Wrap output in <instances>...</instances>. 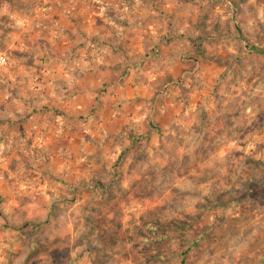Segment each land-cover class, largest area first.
<instances>
[{"label": "rangeland", "instance_id": "374dc122", "mask_svg": "<svg viewBox=\"0 0 264 264\" xmlns=\"http://www.w3.org/2000/svg\"><path fill=\"white\" fill-rule=\"evenodd\" d=\"M3 57L0 264H264V0H0Z\"/></svg>", "mask_w": 264, "mask_h": 264}, {"label": "crops", "instance_id": "0c3cea01", "mask_svg": "<svg viewBox=\"0 0 264 264\" xmlns=\"http://www.w3.org/2000/svg\"><path fill=\"white\" fill-rule=\"evenodd\" d=\"M71 13V14H70ZM71 15H74V13L73 12H69L68 13V15L67 16H71ZM72 17L73 16H71V18L69 19V23H71V24H75V23H78V22H85V23H87L88 21H90V20H92V19H89L88 21L86 20V19H82L81 17H79L78 16V18H77V20H76V18L74 17L73 19H72ZM94 20H96V19H94ZM93 20V21H94ZM73 29H75V28H73ZM73 29H72V31H73ZM76 30V29H75ZM52 56H53V53H52ZM75 66V65H74ZM94 70V69H93ZM90 72L92 71V69H90L89 70ZM74 84H76V82L74 83ZM78 85V84H77ZM2 135H3V133H2V131H1V133H0V137H2ZM3 145V143L2 142H0V147ZM0 151H2L1 149H0ZM3 152V154H4V151H2ZM3 154H0V160H4L6 157H5V154L3 155Z\"/></svg>", "mask_w": 264, "mask_h": 264}, {"label": "built area", "instance_id": "2783aa9c", "mask_svg": "<svg viewBox=\"0 0 264 264\" xmlns=\"http://www.w3.org/2000/svg\"><path fill=\"white\" fill-rule=\"evenodd\" d=\"M6 63V58H0V66H3Z\"/></svg>", "mask_w": 264, "mask_h": 264}]
</instances>
